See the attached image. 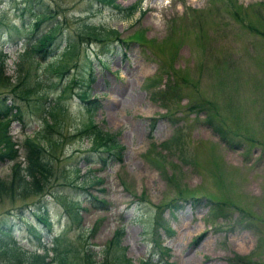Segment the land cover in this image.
Returning a JSON list of instances; mask_svg holds the SVG:
<instances>
[{
	"label": "rangeland",
	"instance_id": "obj_1",
	"mask_svg": "<svg viewBox=\"0 0 264 264\" xmlns=\"http://www.w3.org/2000/svg\"><path fill=\"white\" fill-rule=\"evenodd\" d=\"M29 1L63 32L53 51L19 58L7 27L25 0H0V103L24 109L21 120L0 116V149L10 147L3 132L18 142L14 160L0 159V178L23 164L20 141L37 130L52 174L35 194H0V228L34 248L25 216L38 226L33 210H43L53 233L67 228L65 242L87 244L98 261L123 226L106 264H264V0ZM86 24L117 33L96 40ZM65 43L74 44L53 59ZM56 61L67 66L56 71ZM82 90L99 100L92 113ZM90 117L115 134L120 160L92 153L101 146ZM8 239L0 231V244Z\"/></svg>",
	"mask_w": 264,
	"mask_h": 264
},
{
	"label": "trees",
	"instance_id": "obj_2",
	"mask_svg": "<svg viewBox=\"0 0 264 264\" xmlns=\"http://www.w3.org/2000/svg\"><path fill=\"white\" fill-rule=\"evenodd\" d=\"M38 4H41L40 0H37ZM99 3L108 4L110 6L120 8V4L115 0H98ZM40 2V3H39ZM31 3L29 0H25V4H23L20 10L21 20L18 23L10 24L8 29V37L10 39V35H13L15 41L21 40L24 45V52H18V57L22 58L30 56L29 52L35 51L37 53L42 52V56L47 53L49 50H52L55 47H50L53 43H55L56 38L59 36L62 37V26L59 22L53 23L51 25H47L48 22L51 21L50 18L47 17L43 10L38 12L34 11V6L30 7ZM137 7L136 4H132L127 8V15H129L133 10ZM39 9V8H38ZM37 9V10H38ZM25 16V18H24ZM26 17L28 18L26 20ZM53 17V16H52ZM25 19V20H24ZM84 33L89 37L92 35L96 40H103V37L109 34H116L117 31L115 29H107V31H99L95 26L86 24L84 27ZM59 36V37H60ZM75 43V42H74ZM73 43V44H74ZM73 44L65 43L61 47L59 53L53 56V59L57 60L58 57H62L65 52L67 53L68 48H70ZM59 46H57L58 49ZM71 53L67 54V57H71ZM7 57V54L0 50V82L7 80L3 76V66L4 59ZM51 57V56H50ZM97 61L100 64H105V60H102L100 56L97 57ZM56 68V71H62L66 66V62H54L53 63ZM5 77V78H4ZM5 85V83H4ZM22 93V92H21ZM24 93V91H23ZM25 96V94L21 95ZM79 96L82 100H86L89 105L86 107V110L89 112H93L98 108V98H90L89 93L86 90H82L79 93ZM5 102V101H4ZM0 103V116L2 115H11L20 118V115L23 114V109L16 103ZM14 110V111H13ZM54 115V109L49 111V116H51V120L49 118V122L51 125L55 122V118L52 117ZM92 115V114H91ZM46 121V120H45ZM50 125V126H51ZM90 128H93L99 134H91V140L96 142L99 138L100 148L93 149L92 153H94L101 161L108 160H120L122 155V148L120 144L117 142L116 136L114 133H108L106 130H102L99 127L95 128V122L93 118H89V122L87 124ZM50 128V127H49ZM38 130L34 133V135H26L21 141L20 145L24 148V157L25 161L23 164H20L19 161L11 168V173L7 178H0V194L9 195L11 192L16 189L19 190L16 195L23 193L24 196L27 194H35L41 191L44 186L47 184L51 173V162L46 157V151L48 150L45 146L46 144V134L39 133ZM90 136V135H89ZM2 142L4 145H9V151H5L0 149V159H8L14 160L17 157V147L14 144L18 145V142L11 140L10 135H6L3 132ZM85 187V186H84ZM84 187H80L81 189H85ZM86 195L88 199L91 197L93 200H97L94 195ZM100 203H103V200H98ZM43 210H33L36 219L38 220L37 224H33L31 220L26 218L25 221L29 223L27 226L28 231H30L32 235L37 239V246L35 248H28L21 244L18 239L11 236V227L10 225L7 227L3 226L0 228V231H4L5 236L8 240L4 241L0 244V250L3 251L4 254H7L6 261L1 262L0 264H27L28 262H33V264H106V257L109 245H111L114 241L118 244L120 238L123 235V228L119 226L114 232V240H110L106 247L101 248V260H95V253H92L87 244L83 247L82 250H76L71 243L68 245L65 242L64 236L66 235L67 228L62 229L58 232L52 231V223L50 218L42 212ZM77 212V210H74ZM53 233V234H52ZM43 235L50 236L49 245L44 242ZM81 237H85V235H80ZM82 240V239H81ZM3 241V240H2ZM109 254V253H108ZM74 255V257H73ZM47 258V260H44ZM105 259V261L103 260ZM81 260V261H79ZM245 263H248L247 259ZM78 261V262H77ZM167 260H157L153 261L151 257H141L137 264H164ZM31 264V263H30ZM127 264H135L133 262H128ZM170 264H173L171 262Z\"/></svg>",
	"mask_w": 264,
	"mask_h": 264
}]
</instances>
